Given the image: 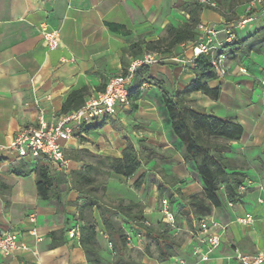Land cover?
Segmentation results:
<instances>
[{
  "label": "crops",
  "instance_id": "0c3cea01",
  "mask_svg": "<svg viewBox=\"0 0 264 264\" xmlns=\"http://www.w3.org/2000/svg\"><path fill=\"white\" fill-rule=\"evenodd\" d=\"M212 1L216 9L199 5V24L215 25L216 44L221 46L236 37L246 42L238 53L240 60L228 61L226 75L209 83L220 89L218 100L201 93L188 99L196 111L233 118L241 125L242 137L228 142L230 151L225 153L233 170L244 177L239 197L230 201L221 187L218 204L210 203L195 165L184 162L180 141L171 130L160 91L174 94L194 78L189 63L176 62L192 58V43L182 44L165 55L152 53L162 61L136 70L129 104L106 117L99 130L74 134L64 144L66 168L47 165L54 182L49 201H42L36 189L35 167L41 162L18 159L14 152L0 149V233H14L27 248L8 257L0 254V264H89L79 246L78 207L85 196L66 187L71 173L84 163L66 155L86 149L119 158L127 141L155 147L157 156L129 178L109 176L104 199L140 205L144 221L153 227L165 223L160 200L167 199L175 224L167 237L174 247L163 262L142 255V232L124 223L130 242L122 262L115 263L112 244L108 246L99 214L93 210L97 235L106 240L103 247L97 236L101 264H238L235 252L264 253V95L258 81L264 67V19L240 28L237 23L251 0ZM195 4V0H0V147H7L20 132L37 128L40 120L54 124L71 92L84 89L85 100L103 91L112 76L150 53L144 44L166 37L168 26L187 25L189 11L184 7ZM42 25L58 33L60 47L54 52L46 49ZM136 43L139 49L130 50ZM241 68L247 74L240 73ZM142 84L148 87L141 89ZM164 180L170 195L159 198L157 187ZM245 215L253 217L252 224L238 223ZM200 221L220 237L207 262L193 256L195 249L204 250L199 243ZM72 231L77 234L70 238ZM59 232L64 243L51 248L52 234L58 237ZM151 250L157 255L154 244Z\"/></svg>",
  "mask_w": 264,
  "mask_h": 264
},
{
  "label": "trees",
  "instance_id": "16d2710c",
  "mask_svg": "<svg viewBox=\"0 0 264 264\" xmlns=\"http://www.w3.org/2000/svg\"><path fill=\"white\" fill-rule=\"evenodd\" d=\"M184 8L189 11L188 24L181 28L168 26L165 29L166 37L155 43L144 44L146 52L165 55L179 45L196 41L199 25L198 15L201 8L197 3L186 5ZM245 42V40L236 37L220 46L215 55H223L226 63L228 61L238 62L240 60L238 53L244 47ZM139 47L140 43H136L130 47V50L139 49ZM211 58L212 56L209 54H200L194 59L192 68L194 78L183 90L169 94L161 89L160 93L171 130L180 141L184 162L195 165L206 199L213 205H217L221 187L224 188L225 195L230 201L239 197L237 189L242 185L244 177L241 173L233 170L225 153L230 151L227 143L239 141L243 129L233 118H219L205 114L192 109L189 105L188 98L193 93H201L214 101L218 100L220 96L218 87L209 86L211 81L218 78L211 66ZM85 96L84 89L71 92L62 104L60 113L65 115L78 110L83 105ZM103 124L104 120L96 124L82 125L75 134H88L99 130ZM156 156L157 149L155 147L143 143L134 145L130 141H127L119 158L102 157L86 149L73 151L66 155L68 158L84 163L83 168L71 173L70 181L66 187L85 196L83 204L78 207V219L82 222L79 229V246L89 264H101L97 232L92 218L93 210L98 212L106 238L112 244V249L117 257L114 260L115 263L122 262V256L127 250V235L122 227L124 223L134 225L139 229V233L142 232L144 238L142 255L154 257L158 262H163L172 256L174 244L167 235L175 227V224L174 227H170L167 223H159L153 227L144 221L140 205L125 203L123 200L106 203L104 199L106 181L103 178L107 179L111 175L129 178L143 164L149 163ZM35 173L38 197L42 201H49L53 195L54 182L47 166L36 165ZM141 183L142 178L134 183V188L138 189ZM157 192L159 198L170 195V185L167 184V181L164 180V183L158 185ZM62 234L59 232L60 236L58 237L56 234H52L51 248L64 243ZM153 244L156 247L157 255L151 250Z\"/></svg>",
  "mask_w": 264,
  "mask_h": 264
},
{
  "label": "built area",
  "instance_id": "2783aa9c",
  "mask_svg": "<svg viewBox=\"0 0 264 264\" xmlns=\"http://www.w3.org/2000/svg\"><path fill=\"white\" fill-rule=\"evenodd\" d=\"M196 3L204 8L216 9L217 5L212 0H195ZM264 19V0H251L245 5V15L237 23V26L243 28L246 24L252 23L255 19ZM40 34L45 43L48 52H54L60 47L58 33L51 30L47 25L40 27ZM199 36L197 40L191 44L192 58L187 62L183 59H176L179 64L187 63L194 67V59L200 54H209L211 58V66L218 77H223L228 71L226 60L223 55H215L216 50L221 46L216 44L217 30L213 24H199L197 27ZM162 60L155 54L145 53L141 58L134 59L125 70L112 76L103 91L90 96L84 100L83 105L76 111L69 112L60 116L57 121L47 126L42 120L39 121L37 128H29L20 132L7 147H0L12 151L17 155L18 159L38 160L42 165H53L56 169L66 168L68 161L64 158V144L68 143L76 131L82 125L96 124L108 116H114L117 108L126 107L129 104L131 95L130 83L135 72L140 67H149L158 64ZM239 72L247 74L241 68ZM261 92L264 95V67L261 76L258 78ZM148 87L142 84L141 89ZM242 190V187H239ZM230 207L232 203L228 204ZM161 213L165 223L170 227H174V216L169 209L167 200L161 201ZM34 223V216L29 218ZM243 225L253 223L251 215H245L237 220ZM200 239L199 243L204 248L203 252L199 249L193 251V256L201 262H207L209 255L218 248L220 237L215 233H210L208 225L205 221H200ZM77 233L73 231L69 233V237L73 238ZM130 242V238L127 237ZM111 246V243H108ZM25 245L17 240L14 233H0V254L4 257L11 256L15 253L25 251ZM234 259L238 264H264V253L256 255H245L235 252Z\"/></svg>",
  "mask_w": 264,
  "mask_h": 264
},
{
  "label": "rangeland",
  "instance_id": "374dc122",
  "mask_svg": "<svg viewBox=\"0 0 264 264\" xmlns=\"http://www.w3.org/2000/svg\"><path fill=\"white\" fill-rule=\"evenodd\" d=\"M159 63H160V62H159ZM103 180L106 181V178H103ZM159 204H160V203H159ZM97 236H98V238H99L100 243H102L103 247H106V240L103 239V237L100 236L99 234H98ZM105 259H106V258H105Z\"/></svg>",
  "mask_w": 264,
  "mask_h": 264
}]
</instances>
